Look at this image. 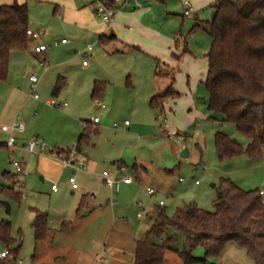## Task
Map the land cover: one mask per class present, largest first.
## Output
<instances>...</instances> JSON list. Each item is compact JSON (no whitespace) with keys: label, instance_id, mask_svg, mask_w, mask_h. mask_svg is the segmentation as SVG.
<instances>
[{"label":"rangeland","instance_id":"obj_1","mask_svg":"<svg viewBox=\"0 0 264 264\" xmlns=\"http://www.w3.org/2000/svg\"><path fill=\"white\" fill-rule=\"evenodd\" d=\"M132 1L122 6L132 9ZM217 1L210 0V4L199 8L197 19L210 21ZM89 2L24 0L28 8V29L42 34L29 50L43 45L47 52L45 57H33L27 51L17 53L24 56L23 63L12 62L6 81H0V185L20 194L18 200L0 195V203L9 208L6 213L0 206V219L10 223L13 243L9 249L20 246L15 260L12 256L7 258L8 264H132L134 241L145 238L153 221L152 211L163 210L171 217L178 208L195 205L213 213L214 186L221 179L229 180L243 191L264 190V148L263 158L251 161L245 154L247 139L233 125L219 121L220 115L207 110L208 95L202 82L210 38L200 31L190 33L196 17H183L177 0L175 4L179 7L174 11L137 0L139 8L150 7L149 18H146L150 28L167 35L180 33L189 50L179 63L171 55L165 62L178 69L173 88L180 97L168 98L165 101L168 105L160 114L151 110L147 101L153 90H156L154 94L163 93L168 81L154 77L155 64L147 57L126 48L121 52L116 43L101 46L97 36L77 24L75 10L84 9ZM55 6L59 7V13H53ZM94 18L103 24L95 14ZM62 40L67 45H61ZM88 45L93 47V52L91 57L88 53L84 57L87 65L83 67L79 54ZM172 52L180 54L174 47ZM32 75L38 78L35 88L38 103L31 99L29 77ZM59 78L63 79L64 86L53 95ZM94 83L103 85V96L99 100L105 107L103 110L97 106L98 101L91 98ZM11 90L17 96L14 101L9 99ZM51 100L59 102V106L60 103L67 105H46ZM94 118L100 121L102 132L91 137L94 147L83 150L91 166L76 173L69 168L56 171L53 176L43 173L39 164L41 157L60 163L52 153L76 147L73 135L82 131L84 122H92ZM125 121L130 125L128 130L123 127ZM13 123L22 124L25 131L23 139L16 135V148L11 150L5 147L8 135L1 132V127ZM114 124L119 126L115 128ZM217 132L236 141L243 154L220 161L214 147ZM31 141L43 145L42 155L39 150L35 154L23 150V144ZM185 150L187 157L183 158L181 154ZM14 162L23 168L15 185L3 175L7 172L15 176ZM118 162L125 173L113 165ZM138 165L146 169L139 182L135 180L134 171ZM103 172L118 184L117 191L111 192L105 186L101 178ZM73 174L78 187L75 191L68 184ZM126 178H132L133 183L123 185ZM178 179L183 182L179 183ZM52 186L55 191L51 190ZM148 188L154 190L155 196L147 194ZM85 194L94 198L88 201L83 217L77 219L75 210ZM159 201L163 206H157ZM138 203L148 208L146 216L141 218L137 217ZM35 211L47 214L50 235L54 237L52 244L34 242L31 223ZM62 224L70 225L69 234L62 232ZM167 234H175V231L169 229ZM182 244L183 238L178 235L177 241L168 246L164 264H182L177 255ZM6 249L0 242V253ZM193 256L202 259L204 252L198 248ZM209 261L253 264L245 250L233 243Z\"/></svg>","mask_w":264,"mask_h":264},{"label":"trees","instance_id":"obj_2","mask_svg":"<svg viewBox=\"0 0 264 264\" xmlns=\"http://www.w3.org/2000/svg\"><path fill=\"white\" fill-rule=\"evenodd\" d=\"M99 1L110 7L116 4L115 0ZM212 8L211 20L197 21L190 31H200L210 38V48L205 55L206 75L202 82L208 95L207 110L220 115L219 121L233 125L248 141L247 157L251 161L260 160L264 148V0H218ZM27 31L26 4L0 5L1 82L7 79L10 53L27 51L33 43ZM98 41L99 45L106 47L117 39L107 34L100 36ZM174 49L180 53L172 54L178 63L189 54L187 41L180 33L174 39ZM177 71L176 67L156 62L154 77L166 79L169 84L163 93L149 100L152 110L162 114L168 98L180 97L173 88ZM63 86L64 81L59 78L52 94L57 95ZM103 90L102 84L94 83L91 98L99 101ZM94 134L96 130L91 129L89 122H84L76 152L87 145L89 137ZM214 147L220 161L243 154L236 141L219 132L214 136ZM52 154L67 159L68 150H56ZM3 175L13 185L18 183L17 175L9 176L7 172ZM139 175L135 170V178ZM214 190L213 213L195 205L178 208L171 217L158 210L145 238L135 243L132 264H164L168 246L177 241L178 235L183 238L182 249L177 253L182 264H213L209 259L220 256L232 243L244 249L253 264H264V205L261 204L259 190L243 191L227 179H221ZM0 195L16 200L20 198L12 188L1 185ZM86 201L85 197L80 200L77 215L87 207ZM0 206L9 213L7 204L0 203ZM31 228L34 241H42L48 232L47 214L35 211ZM169 229L175 234L168 235ZM0 242L15 260L20 246L9 249L13 243L10 223L1 219ZM198 248L204 252L202 259L193 256ZM0 264H8L7 258L0 260Z\"/></svg>","mask_w":264,"mask_h":264},{"label":"crops","instance_id":"obj_3","mask_svg":"<svg viewBox=\"0 0 264 264\" xmlns=\"http://www.w3.org/2000/svg\"><path fill=\"white\" fill-rule=\"evenodd\" d=\"M94 1L95 0H90L89 4L84 5L83 6L84 9H82V10H79V11L75 10V14H76L75 19L77 21V24H79L82 28L84 27V28L89 29L91 31V33H93L95 36H97V40H99V37L102 35H107V34L114 35L116 37L117 41H115L113 43L118 44V47L120 46L121 52H123V50H125V48L129 49V50H133L136 53L143 55L144 57H147L148 59L153 61L155 66H156L157 61L165 64L166 60L168 62V57L170 55L172 56V54H176L175 52H172V48L174 47V39L176 37V33L174 35H173V33H171L170 35H167V34L162 33L160 31H156L155 29H152L149 27V25H147L148 20H146V18L147 17L149 18V15H148V12L150 9L149 6L139 8L138 5L136 4L137 0H133L132 1L134 3L133 8L126 10V8H125L126 5H124V6H122V5L125 2L129 3V0H121V1L119 0V3H118L119 5L115 4L112 7L113 10L114 9L116 10V15L114 17L113 22L109 25H106L101 21L105 25L104 26L103 24L97 23V21L94 18V14H95ZM142 1H144V2L147 1V2L154 3V4H158L159 6H164L166 8L165 9L166 11L167 10H173L174 11V8L177 6L179 7V4H180V7L182 8V11H183V14H182L183 17H185L184 11L186 9L184 4L187 3L193 9V13L190 14L189 16H195L196 19H197V15H196L197 10L199 8L204 7L205 5H207L210 2V0H186L184 2H180L179 0H177L179 4H175L176 0H142ZM14 2H16L17 4H26V3H24V0H0V5H11ZM121 2H123V3L121 4ZM81 5H83V4H81ZM71 9H72V6H71ZM123 9H124V11H122ZM53 11H54L53 12L54 14L59 13V7L55 6ZM197 21H200V20L197 19L196 22ZM98 43H99V41H98ZM113 43H111V44H113ZM63 45H67V43L63 44ZM135 49H138L139 51H137ZM23 52H25V51H23ZM23 52H11L10 53V57H9V66L10 67L8 69L9 73L12 71V70H10L12 62H13V64H16L18 62L23 63L24 56H18L19 54H17V53H23ZM27 52H29V54L31 56L37 57L38 55L44 56L46 54L47 50L41 54H34L33 50H29V49L27 50ZM92 52H93V50L90 53H88L89 57L92 56ZM86 55H87V53L84 52L83 56L85 57ZM166 65H168V64H166ZM168 66L172 67V65H168ZM154 70H155V68H154ZM154 92H156V90L155 91L153 90V95H151V98L156 95V94H154ZM148 98H150V95L148 97H146L145 100H148ZM9 99L10 100L13 99V101L17 99V96L13 90H11L9 92ZM149 100L147 101V103L149 102ZM34 101L36 103H38L39 100L38 101L34 100ZM57 104L59 106V102ZM61 104L62 103H60V105ZM99 105H103V104H101L100 101H98L97 106L100 108ZM167 105H168L167 102H165L163 105L164 110H165V107ZM103 109H105L104 105H103ZM103 109H101V110H103ZM153 111L156 112L155 110H153ZM89 123H90L91 129L96 130V134L91 135L89 137L88 144L85 146H82L76 155L77 161L81 162L85 166V168L91 166V161L87 158L86 154H83V150L86 148H89V147H94V143H93L91 137H96L102 132L99 129L100 121L96 125L93 124L92 122H89ZM3 126H6V125H3ZM129 126L130 125L128 124L127 126H123V127L125 130H128ZM81 133H82V131L79 133L78 132L75 133L73 135V139H72L73 141L72 142H75V140H76V144H77V141H78ZM23 135H24V132L22 134H18V136H21V138L23 137ZM25 146L26 145L23 144V150L25 152H27L25 150ZM57 150H63V149H57ZM123 154H124V152H123ZM120 156H122V154ZM120 162L113 163V165H115V167H117L118 170L122 166V164ZM39 164H40V167L42 169V172L49 175V176H53L56 171L61 172L62 170H65L68 168V167L65 168L60 163H57V162L55 163L54 161L48 160L44 157H41ZM69 169H71V168H69ZM135 170H137V172L140 174L138 178L137 177L135 178V180L139 182L141 180L142 173H146V169L142 165H138V166L134 167V171ZM101 178H102V176H101ZM103 182H104V180H103ZM178 182L181 183L180 179H178ZM132 183H133V179H132V182L130 184H127V185L123 184V185L129 186ZM195 185H197V184H195ZM117 187H118V184H116V187L110 191L111 192L117 191ZM148 189H151V188H148ZM84 197L87 200L86 201L87 204H88V201H92V199L94 198L93 195L89 196L88 194H85V195L81 196V199ZM150 197H152V196H150ZM159 202H162V201H159ZM159 202H158L157 206L158 207L163 206V203L161 206H159ZM77 208H78V206H77ZM77 208H76V210H77ZM147 209L148 208L146 207L144 216H146ZM76 210H75L76 218L77 219L82 218L83 217L82 213H81V215H77ZM157 212L158 211H156V213L152 211L151 215H152L153 219L156 216ZM69 224H68V226H65V227L63 226L64 224L61 225V230L63 229L62 232L64 234H69L71 232V227ZM47 228H48V221H47ZM50 234L51 233H50V230L48 228V232H47L46 237L42 241H39L37 243L41 244V243H48L49 242L50 244H52L54 241V237ZM135 243H136V240L134 241V244Z\"/></svg>","mask_w":264,"mask_h":264},{"label":"built area","instance_id":"obj_4","mask_svg":"<svg viewBox=\"0 0 264 264\" xmlns=\"http://www.w3.org/2000/svg\"><path fill=\"white\" fill-rule=\"evenodd\" d=\"M115 3L118 4L119 0H115ZM184 5L186 7V9L184 11V16H189L190 14L193 13V9L187 3H185ZM94 10H95V15L98 18H100L104 24L109 25L113 22L114 17H115V11L113 10L112 7L103 4L99 0H95L94 1ZM26 34L32 40V42H36L42 38L41 33H33L30 30H28ZM60 43L66 44L67 42L65 40H62ZM46 50H47V48L45 46L38 45V46H35L33 48V53L34 54H41V53H44ZM92 50H93V47L88 45L84 49V51L81 54H79L83 58V61H82L83 67L87 65L86 60H84V56H83L84 52L90 53ZM29 82H30V89L32 91L31 97L33 100L38 101L39 96L35 93V88H36V85L38 83V78L36 76L32 75L29 77ZM46 105L58 106V104L54 100L47 101ZM60 106L65 107L66 103H62ZM99 106L101 109H103V105H99ZM98 122H99V120L97 118L93 119V121H92V123L95 125L98 124ZM123 125L127 126L128 123L124 122ZM114 127L117 128L118 125L114 124ZM24 130H25L24 126L22 124H19V123H13L11 126H2L1 132L8 135V139H7V142L5 143V147L8 149L14 150L16 148L15 136L18 134H22L24 132ZM25 150L30 154H35L36 151L39 150L40 151L39 155H42L43 154V145L38 144L35 141H31L25 146ZM76 155H77L76 149H75V147H72L71 149L68 150L67 159H63L61 155H59L58 157H55V159L58 162H60V164L62 166L71 168L76 173V172H80V171L85 169V166L81 162L77 161ZM12 165H13V168L15 171V175L18 176V175L22 174L23 168H22L21 164L14 162ZM263 168H264V161H263ZM119 171L125 173V170H123L122 168L119 169ZM102 178L104 180V184L106 185V187L109 190H113L115 188L116 183H115L114 179L112 177H110L109 174H107L106 172H103ZM131 182H132V178H126L122 181V183L125 185L130 184ZM180 182H183V180L180 179ZM68 184H69L70 189L72 191H75L78 189L76 182H75V174H73L72 177L69 178ZM195 184H197V183L195 182ZM51 190L55 191V187L52 186ZM146 192L149 196L155 195V192L152 189H147ZM259 195L261 197V204L264 205V190H262V189L259 190ZM161 205H162V202H159V206H161ZM136 206L140 210L139 213L137 214V217L138 218L143 217L146 206H144L142 203H138ZM8 257H9V255H8L7 251L0 253V260L6 259Z\"/></svg>","mask_w":264,"mask_h":264},{"label":"water","instance_id":"obj_5","mask_svg":"<svg viewBox=\"0 0 264 264\" xmlns=\"http://www.w3.org/2000/svg\"><path fill=\"white\" fill-rule=\"evenodd\" d=\"M181 157H183V158H186V157H187V152H186V150L181 154Z\"/></svg>","mask_w":264,"mask_h":264}]
</instances>
